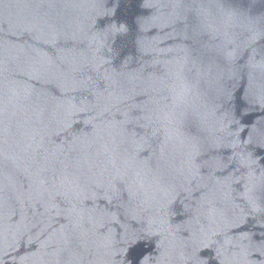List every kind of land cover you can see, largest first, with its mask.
<instances>
[{
  "label": "water",
  "instance_id": "obj_1",
  "mask_svg": "<svg viewBox=\"0 0 264 264\" xmlns=\"http://www.w3.org/2000/svg\"><path fill=\"white\" fill-rule=\"evenodd\" d=\"M0 264H264V0H0Z\"/></svg>",
  "mask_w": 264,
  "mask_h": 264
}]
</instances>
